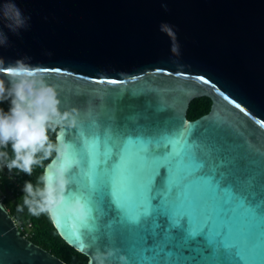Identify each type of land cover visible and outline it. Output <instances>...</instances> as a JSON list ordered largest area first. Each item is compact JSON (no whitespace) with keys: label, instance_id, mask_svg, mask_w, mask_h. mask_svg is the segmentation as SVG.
<instances>
[{"label":"water","instance_id":"water-1","mask_svg":"<svg viewBox=\"0 0 264 264\" xmlns=\"http://www.w3.org/2000/svg\"><path fill=\"white\" fill-rule=\"evenodd\" d=\"M8 3L31 20L17 35L0 14L4 66L24 61L62 110L80 112L76 128L58 131L66 157L47 165L68 168L65 204L50 214L62 239L87 264H264V0H0V9ZM202 97L210 112L189 120ZM114 146L125 188L161 163H171V184L190 177L177 210L228 245L155 209L101 206L93 173ZM149 148L166 161L143 160ZM0 264L67 263L23 235L0 198Z\"/></svg>","mask_w":264,"mask_h":264},{"label":"clouds","instance_id":"clouds-1","mask_svg":"<svg viewBox=\"0 0 264 264\" xmlns=\"http://www.w3.org/2000/svg\"><path fill=\"white\" fill-rule=\"evenodd\" d=\"M164 7L167 10L166 5ZM0 14L14 34L29 27L31 17L25 16L14 3L5 4ZM169 30V25H161V31L167 33ZM7 44V34L0 31V46ZM4 64L0 59V74L8 77L7 80L0 79V104L8 103L9 108L7 111L0 108V166L6 167L9 173L16 169L29 177L34 168H43V174L35 184L24 182L23 204L18 205L17 210L23 212L27 208L34 216L51 214L65 204L68 168L58 167L50 173L44 162L51 160L53 154L57 160L66 157L68 145L60 143L57 130L76 128L80 112L77 109L62 110L56 88L31 71L24 61L18 60L6 67ZM50 133L57 134L56 141ZM9 146L11 156L6 150ZM74 209L83 211L84 206L77 203Z\"/></svg>","mask_w":264,"mask_h":264},{"label":"snow or ice","instance_id":"snow-or-ice-1","mask_svg":"<svg viewBox=\"0 0 264 264\" xmlns=\"http://www.w3.org/2000/svg\"><path fill=\"white\" fill-rule=\"evenodd\" d=\"M122 147L123 146H114L115 151L112 154L111 160L107 163H105L107 157L105 155L100 156L98 169L93 173L96 191L99 193L97 202L100 203L101 206L103 205V201L105 199L110 198L113 202L118 199L120 203L119 210L124 212H127L129 209H136L142 213L150 208L155 209L166 219H171L174 222L178 221L180 223V227L188 233H192L194 230L199 236L211 238L217 244L228 245L224 240V234L215 233V229L211 226V224H206L203 228L196 229V218L177 210L176 205L180 201L183 188L186 183L190 182L191 178H186L184 184H171V163H161L158 168L152 170L147 176L146 184L141 181L139 185L130 184L126 188L122 186L119 178L116 176V168L113 166L114 162L118 159L116 153L123 155L124 149L121 151ZM186 157L187 159L189 158L187 155ZM141 158L145 161H166L164 153L153 152L150 148L147 151H142ZM165 169L167 170L166 174L164 171ZM162 175L164 176V179L157 184L156 179ZM193 175L195 177H202L197 171H195ZM217 188L224 190L218 184ZM243 205L247 208L253 209L247 204V202H243ZM226 211H230V208L226 209ZM149 243H151L150 240ZM231 247L240 255L239 248L235 246Z\"/></svg>","mask_w":264,"mask_h":264},{"label":"trees","instance_id":"trees-1","mask_svg":"<svg viewBox=\"0 0 264 264\" xmlns=\"http://www.w3.org/2000/svg\"><path fill=\"white\" fill-rule=\"evenodd\" d=\"M212 100L207 97L195 99L188 110V119L193 121L210 112ZM0 108L8 110L9 104H0ZM59 131V129L57 130ZM53 141H56L57 134L50 133ZM11 156V148L6 149ZM55 154H53V158ZM52 158V159H53ZM51 159V160H52ZM51 160L45 161L47 166ZM44 169L41 167L34 168L32 176L18 172L13 169L11 173L8 170L0 169V198L9 211L10 215L17 221L22 234L30 241L43 249L49 251L67 264H87L88 258L70 247L59 235L55 228L50 214L43 213L39 216L30 214L27 208L23 212L17 210L18 205L23 204V186L25 181H31L33 184L37 182Z\"/></svg>","mask_w":264,"mask_h":264},{"label":"built area","instance_id":"built-area-1","mask_svg":"<svg viewBox=\"0 0 264 264\" xmlns=\"http://www.w3.org/2000/svg\"><path fill=\"white\" fill-rule=\"evenodd\" d=\"M0 169L3 170V171L7 170V168L3 167V166H0Z\"/></svg>","mask_w":264,"mask_h":264}]
</instances>
